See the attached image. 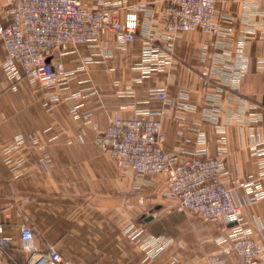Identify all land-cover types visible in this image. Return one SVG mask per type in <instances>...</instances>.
<instances>
[{"label": "crops", "instance_id": "crops-1", "mask_svg": "<svg viewBox=\"0 0 264 264\" xmlns=\"http://www.w3.org/2000/svg\"><path fill=\"white\" fill-rule=\"evenodd\" d=\"M114 2L88 0V5L109 7ZM138 3H147L152 14L138 13L132 42L107 33L94 44L72 46L54 56L70 73L56 89H42L22 76L10 84L2 69L6 52L0 41L4 233L17 238L20 227L28 226L35 247H52L74 264H167L172 259L173 264H209L212 257L223 264H245L236 253L221 251L223 225H205L172 207L165 199L164 175L139 176L118 167L95 145L92 125L104 130L114 114L158 113L165 151L179 160H222L221 180L241 206V222L264 244V197L247 202L252 180L259 181L264 195V166L259 164L264 152L262 0H217V16L226 22L224 35L183 32L172 41L163 37L158 22L161 0H122L119 17ZM7 21L0 0V24ZM149 31L155 32L154 46L169 56L162 69H150L142 60ZM156 91L165 92V102L156 98ZM16 139L25 142L16 156L26 161L12 170L3 149ZM143 198L149 199L146 211L139 204ZM131 223L143 231L138 241L124 231ZM145 236L171 243L158 258L145 260Z\"/></svg>", "mask_w": 264, "mask_h": 264}, {"label": "built area", "instance_id": "built-area-1", "mask_svg": "<svg viewBox=\"0 0 264 264\" xmlns=\"http://www.w3.org/2000/svg\"><path fill=\"white\" fill-rule=\"evenodd\" d=\"M121 1L115 0L109 7L92 8L88 0H4L8 21L0 24V41L6 52L2 69L9 83L14 84L22 76L42 89H56L68 81L70 73L55 60V55L65 54L72 46L94 44L107 33H115L121 41L132 42L139 27L138 13L152 12L147 3H138L120 18ZM161 1L158 22L167 40L192 31L214 37L224 35L226 22L217 16V0ZM262 5L261 21L264 24V0ZM144 37L142 60L152 67L150 69H162L169 62L168 54L154 46L155 32L149 31ZM92 94L93 91L88 93ZM154 95L166 101L164 91H156ZM72 112H75L74 108ZM251 119L256 121L257 118L251 116ZM92 127L96 131L95 145L118 167L131 169L139 176L164 175L165 199L172 207L191 212L205 222L223 225L225 234L218 239L221 251L236 253L245 264L264 263V244L253 239L251 231L243 226L241 206L235 200L233 190L221 180L223 164L219 157L179 160L175 153L165 151L161 120L156 112L129 118L114 114L104 130H99L95 124ZM24 148V140L16 139L3 149L5 163L12 170L25 164L24 157L16 156ZM259 156V164L264 166V152L261 151ZM249 186L253 194L248 203L264 197L258 180H252ZM148 203V198L139 201L145 211ZM124 231L137 241L143 234L134 223ZM170 243V239L163 237L145 236L141 240L145 260L158 258ZM173 263L172 259L167 264ZM0 264L74 263L64 259L52 247H35L30 227L22 225L15 238L4 233V225L0 222ZM209 264L223 263L212 257Z\"/></svg>", "mask_w": 264, "mask_h": 264}, {"label": "rangeland", "instance_id": "rangeland-1", "mask_svg": "<svg viewBox=\"0 0 264 264\" xmlns=\"http://www.w3.org/2000/svg\"><path fill=\"white\" fill-rule=\"evenodd\" d=\"M191 213V212H190ZM191 216L192 217H194V218H198V219H201V218H199L197 215H195V214H191ZM202 220V219H201ZM203 221V220H202ZM203 224H205V225H209V224H212V225H217L218 223H212V222H205V221H203Z\"/></svg>", "mask_w": 264, "mask_h": 264}]
</instances>
